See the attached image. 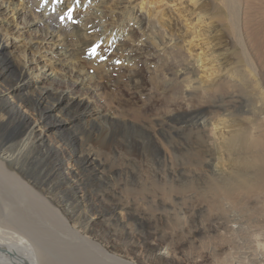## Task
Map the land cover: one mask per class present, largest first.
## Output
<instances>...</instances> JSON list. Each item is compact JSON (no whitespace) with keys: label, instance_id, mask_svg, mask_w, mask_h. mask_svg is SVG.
<instances>
[{"label":"bare ground","instance_id":"bare-ground-1","mask_svg":"<svg viewBox=\"0 0 264 264\" xmlns=\"http://www.w3.org/2000/svg\"><path fill=\"white\" fill-rule=\"evenodd\" d=\"M106 1L83 0V3L90 4L82 3V7L99 3L92 9L93 13L75 16L74 11L73 18L84 17V25L76 28L93 43H85L82 50L101 46L92 59L95 63L105 65L110 60L109 54L125 58L124 69L122 66L120 69L104 66L107 67L104 71L107 79L115 80L116 77L110 74L114 72L124 77L122 81L112 83L113 86L122 84L139 91L144 78L139 65L142 63L148 68L149 91L144 96L140 91L131 93L135 95L131 98L134 101L129 107L122 108L121 113L124 120L128 117L133 120L135 114L145 117L149 113V122L151 118L158 119V129L154 128L158 131L153 132L149 126V143L137 142L134 137L121 134V144L117 142V145H124L129 150L149 149V187L130 189L126 197L116 193L93 194L95 188H89L93 181L99 180L97 171H105V163L91 148L73 151L81 172L76 184H70L62 173L61 161H56L50 172L41 173L42 180L30 172L28 164L34 160V155L40 158L44 154L56 153L52 149H41L43 141L39 131L42 124L57 126L66 120H49L55 109H60L74 123L95 117L97 122L89 125L91 130L100 125L99 120L112 121L115 118L107 115L104 105L109 99L98 93L101 89L99 83H96L97 87L91 85L97 81L96 77L79 68V60H74L71 67L67 64L75 52L71 43L73 33L68 26L71 21L65 17V26L56 24L67 6L52 2L49 14L39 17L44 0H28L29 5L21 12L23 28L36 26L41 33L39 43L34 44L30 36H26L25 41L33 43L38 51L43 50L48 62L58 67L66 78L42 74L43 78L38 81L47 80L49 84L36 91L27 69L15 67L3 57L4 41L0 36V77L7 78L10 94L24 95L21 101L38 118L27 122L0 94V264H143L141 260L148 264H174L176 248L168 250L162 246H150L152 235L140 226L147 213L138 208L139 202L144 204L148 200L149 205L161 208V214L149 212V222L155 226L161 217L167 219L171 216L166 209H179L180 220L165 228L187 233L181 235L184 240L180 237L178 241L189 239L195 249L208 247L209 241L198 242L194 238L204 233L213 234L211 241L220 236L228 237L229 244L236 250L230 253V262L221 260L217 264H264V0H220L225 3V9L228 8V13L225 10L224 14L229 38L225 44L223 36L220 38L216 33V25H211L209 35L197 34L200 29L192 30L194 37L190 41L201 39L195 45L203 51L201 55H191L190 47L184 49L183 44L192 45L189 40L180 39V46L171 26L164 22L155 23L161 29L155 33L154 27V34H151L152 21L149 20L153 16L149 9L146 17L147 1L139 2L143 6L140 10L133 7L130 0ZM185 1L195 8L186 15L187 19H196L195 22L202 19L206 14L203 2ZM71 2L73 0H66V5ZM113 5L117 10V23H112L111 11L103 9L105 6L113 9ZM18 6L12 0H0V15L15 22L14 14L10 13ZM13 30L16 33L21 31L19 28ZM211 39H216L217 43L211 45ZM237 46L239 49H228ZM206 57L212 59L203 60L205 65L199 62ZM213 60L216 62L207 69V62ZM154 63L159 65L156 67ZM198 63L201 65L195 67ZM205 68L210 72L202 81L199 74L205 72ZM138 103L142 104L134 110ZM208 115H214L215 120H210ZM4 128L15 129L14 135L6 136ZM137 128L145 131L142 126ZM87 131L77 130L68 137V144L75 146L77 139L88 138ZM112 138L111 134L110 141L100 145L102 149L108 148L106 145L111 142L116 144ZM163 147L176 154L171 155L176 159L173 160L174 166L175 161L181 163L180 172L184 177L180 181H167L174 176H169L172 171L161 159L159 149ZM133 153L127 154L131 156ZM158 158L165 162L164 175L168 176L163 177L165 181L157 180ZM217 167L220 168L218 171ZM79 186L84 189L83 200L94 195L99 200L98 207L102 212L98 215L106 219L105 232L94 230L87 217V213L95 211L94 206L86 200L85 205L76 201ZM117 211L126 213L130 227L119 223ZM199 217L202 222L207 221L206 225H197L192 230L190 223ZM112 226L114 229L111 230ZM159 229L150 230L154 236H161ZM118 231L130 239L136 235L147 257L141 259L135 254L127 260L122 249L108 240L113 238L109 232L117 234ZM221 242H217L218 254L222 252Z\"/></svg>","mask_w":264,"mask_h":264},{"label":"rangeland","instance_id":"rangeland-1","mask_svg":"<svg viewBox=\"0 0 264 264\" xmlns=\"http://www.w3.org/2000/svg\"><path fill=\"white\" fill-rule=\"evenodd\" d=\"M27 1L28 0H22L19 3L18 0H12L13 4L15 5L19 4L18 9L14 11L13 13H10V15L14 14L15 22H10L11 21L10 18H6L5 16L0 15V36H2L1 38L4 41L3 42V45H4L3 57H7V59L15 67H21V68L25 67L29 75H31L32 77L31 81L33 82L34 89L36 91H39L40 86L43 87L47 83L49 84L47 80H41V82L38 81L39 79L43 78L41 77L42 74H45L46 76H49V75L53 76L55 74L57 77H60V78H66V76H64V74L61 73L58 67H54L52 64H50V62H48V60L44 57L45 53L43 50L38 51L35 48L36 46H33V43L34 44L39 43L38 40L40 38L39 35L41 33L39 32V28H37L36 26L29 27L28 29H26V27L23 28V21H21L22 20L21 12H23L25 7L29 5ZM82 1L83 0H81L80 6L78 8H75V12H76L74 14L75 16H77V14L82 15L83 13L85 14L93 13L92 9L97 8L98 3H99V2L97 3L93 2L92 4L94 5L91 7H86V6L82 7V3H83ZM103 1H106V0H102V2ZM140 1L141 0H130V3L131 5L132 4L134 5L133 7L140 10V8L143 7L139 5ZM143 1H147L148 8L144 7V8H147L148 10L146 17L149 14V9L153 16V18L150 17L151 20H149V21H152L151 26L149 28V32L151 34H154V30H153L154 27L156 30L155 33H157L161 29L159 24L155 25V23L164 22L168 24L166 26H171L172 28L171 32H173L175 34V37L180 41L179 43L180 46H182L180 39L186 42L187 40H189V42H192V45L190 44L189 46H187V44H183L184 47L186 46V48L184 49H187L190 47L191 55L192 54L194 55L197 53L201 55L203 52L199 50L198 47L195 46L200 43L201 39H192L190 41V38L194 37V35H192L191 33L195 30L200 29L197 34L204 32L205 35H209L210 30L212 29L211 27L216 25V29H217L216 33L218 34V37L220 38L221 36H223V40L225 44L229 38L228 32H226L227 22H226L225 14H224L226 13V11L228 13V8L226 6V9H225V3L220 0H197L199 1L197 4H200L201 2H203L204 12L206 13L202 15L203 18L200 19L198 22L197 21L195 22L196 19H193V21L190 19H187L188 17H186V15L189 14L192 11V9H195V8H193L194 6L186 4L185 0H143ZM240 1L243 2L245 0H240ZM88 4L90 3H87V2L83 3V5H88ZM52 6H53L52 0H50V3H47V4L43 2L39 10V17H45L46 15H48L50 8ZM64 6L73 7L76 5L74 4V2H71L69 6L66 4H64ZM85 9L87 11H85ZM103 9L104 10L106 9L107 12L111 11L112 15L114 16L112 23H117V18L115 16L117 10L114 8V5H113V9H109V6H105V8ZM62 14L63 13H61L60 16ZM221 17L223 18V20L221 19ZM83 18L81 19L80 17L78 19L74 18L76 23L69 22L68 24V26L70 25L69 26L70 31L73 33L71 43L73 45V49L75 50V52H74V57L69 58L67 61V64L71 67V65L74 64V60H79L81 61V64H79L78 67L82 69H86L87 71H89V74H93L96 77L97 81H95L91 85L97 87V84L99 83L100 85L99 87H101V89L99 90L98 93L100 95H104L108 97L109 99L108 102H106L104 105V108L106 112L108 113L107 115L110 118H112V115H113L115 119L112 121L99 120L100 125H97V127H94L96 129L91 130L92 127L89 125L92 124V122L93 123L97 122V120L94 121L95 117H86L85 120L81 119L79 123H74V122H71L70 121L71 118H67L64 112L60 111V109L58 108L55 109L54 111L51 112V117L49 118V120H61V121L63 119H66V120L57 126H44V124H42L40 125L41 127L39 126V131H41V137L43 141V145L41 149L43 151H45L46 149H49V150L52 149V151H55L56 153L55 154L51 153L52 155H49V153L48 154L43 153L44 155H42V157L40 158H37L34 155V160L31 163H29L28 166L31 167L29 170L32 173V175L34 174L33 176L34 177L36 176L35 177L36 179L42 180L43 177L41 173L50 172L52 169V165H54L56 161L57 163L61 161L62 173H64L67 180H70L69 181L70 184H76L75 180L81 177V172L73 157V151L75 152L77 150L88 151V150L93 149L94 151L98 152L100 159L104 161L105 171L101 173L100 171H97V175H96V171H94L95 175L99 177L100 181L98 179L93 181L94 184H92L91 188L89 189L94 190L95 188L96 192L92 191V193L96 195H98V193H103L104 195H109V194L113 195L114 193H116V194H121L123 197H126L129 194L128 192L130 191V189L138 190L146 186L149 187V170L151 169V165L149 163V149H138V150L130 149L129 150V149H126L124 145H120V146L117 145V142H119L118 144H121L120 142L121 134H124L125 136L134 137L137 142L142 141V142L149 143V126L152 127L153 132L157 133L158 131L157 130L158 127L156 125L158 119L151 118L150 119L151 122H149V113L145 117H142L139 114H135L133 116L134 117L133 120H130V117L124 120V116H123L124 114L121 113L122 108L129 107L130 102L133 103L134 99H131V98L135 95H132L131 93L133 92L139 93L140 91L141 95L143 96L147 94V92L149 91V72H148L147 66L142 65V63L139 65L141 66L142 74L144 76L143 83L139 91L130 90L129 88H126L125 85H122V84H118L117 87L113 86L112 83L120 82L123 80L124 77L118 74H114L115 73L114 72L110 74H112L114 78L116 77V79L115 80L107 79L104 73L107 67H104V66L109 65L112 67H116V69L117 68L120 69V66H122V68L124 69L125 64H126L125 58H123L122 56L116 55V54H109L110 55L109 59L110 60L114 59V60L110 61L107 59L108 61H106V64L102 66L100 64L98 65L97 64L98 62L95 63V61L92 60L94 56L90 55L91 50H88L90 51V53H88L87 50L86 51L82 50L84 48L85 43H87L88 45L93 44L91 42V38H89L90 40L85 38L84 37L85 35H83V33L78 28H76L78 26L82 27L84 25ZM220 19L222 20V22L219 21ZM60 21L58 20L56 24L57 25L64 24L65 26L64 20L61 22ZM14 28L16 29L19 28L21 30L20 33L14 32L15 31L13 30ZM167 32L169 33L170 30L169 31L167 30ZM165 33H166V27H165ZM26 36H30L31 38H33L34 42L32 44L31 43L27 44L25 41ZM63 37H65V35L61 36L60 38L62 39ZM211 40H212L211 45H213L214 43H217L216 39H211ZM58 41H60V39H58ZM99 47L101 46L99 45ZM235 48L239 49V46L230 47V48L228 47L230 51L234 50ZM88 57H90L89 60L87 59ZM211 59L212 57H206L204 59H201L199 62L202 61L203 65H205L204 64L205 61L203 60H211ZM215 62H216L215 60L209 63L207 62L206 68L207 69L210 68ZM154 64L156 65V67L159 65L158 63L157 64L154 63ZM87 65L89 69L85 68L87 67ZM200 65L201 64L198 63L197 65H195V67L200 66ZM143 67H145L147 71L146 69H143ZM206 68L204 69L205 72H200V69H199V72H200L199 75L201 76L202 81L205 80L207 73L210 72V71H207ZM7 81L8 80L5 76L0 77V94L5 96V100L8 103H10L13 107H15V109L19 112V114L27 122L28 121L33 122L35 120H38L33 110L29 108L28 106H26L25 102L21 101V99L24 97L23 94H20V93L10 94ZM119 100H121L122 102L119 103L118 102ZM141 104L142 103H138L137 107H133L134 110H137V108L140 107ZM208 118L210 120H213L214 118L215 120L214 115H208ZM141 126L145 128L146 132L139 130L137 128ZM154 128H157V129H154ZM80 129L89 130L87 131V133L90 134V135L87 134L89 137L87 138L84 136L83 137L80 136L82 140L77 139L79 141H77L75 146H71V144H68L69 142L68 137L72 136L77 130H80ZM215 132L217 135H219L218 131H215ZM3 133L6 136H12L15 133V129L4 128ZM221 133H222V130H221ZM111 134L113 136L112 139L116 144H113L111 142L110 144L106 145V146L109 145L108 148L106 147L105 149H102V146L100 145L102 143H106L110 141ZM159 150H160L161 159H163L168 164V169L172 171L169 176H172V175L174 176L173 179H168L167 181H174V182L180 181L181 178L184 177V175H182L180 172L181 163H177V161H175V166H174L173 160H176V159L174 158V156L173 158L171 156L173 154L176 156V154L172 152L170 149H166L165 147ZM132 151H134V153L131 156H129L127 153L132 152ZM39 154L41 153L39 152ZM161 162L162 160H159L158 158L156 162L157 163L156 164L157 180L161 179L162 181H165L163 180L164 179L163 177H168L167 175H164V170L166 169V166L164 164L165 162L164 163L162 162L163 164L161 166L160 165ZM216 169L215 170L218 171V169L220 168L217 167ZM221 169H225V167ZM83 199H84V189H83V186H79L77 190V194H76V201L80 202V204H83V205L89 202L91 205L94 206L95 211L93 213H87V217L90 220L92 224V228L94 230H100L99 232L101 231L105 232L104 229H106V226H105L106 222L104 220L106 219L105 217L98 215V212H102V209H99L98 207L99 200L96 198L95 195L92 196L91 199L90 198L85 199L87 202H85V200ZM114 199H117V197H115ZM138 208L143 209L147 213L145 217L146 220L141 222L140 226L142 230H148L149 234L152 235V237L150 236L149 238V245L153 247L162 246L164 248H167L168 250L176 248L174 250L176 253V256H175L176 262L174 264H191V263L217 264V262L221 260H223V262L231 261L230 253L235 251L236 249H234V247L229 244V239L228 237L226 238V236H220L219 238L216 237V239H212V241L210 240V238L213 236V234H210V233H207V234L204 233L203 235L194 237L195 240H197L198 242H208L209 241L208 247L206 249H195L196 246L193 247L189 239L187 241L185 240V242L178 241L181 235L186 236L187 233L177 232L178 230H176V228L175 230H169L168 228H165L166 226H171L172 224H175L176 222L180 220V216L178 215L179 214L178 208L174 211L166 209L167 214L171 216L167 217V219H162L161 217L157 221V224H156L157 227L155 225H152L153 223L149 222V212L152 214H159V213L161 214L162 213L161 208L156 207V205L154 204L149 205V200L148 202L144 204L139 202ZM261 209H263V207ZM260 212L262 211L260 210ZM116 218L117 220H119V223H122L123 225H126L127 227L131 226L128 223L127 215L124 211H117ZM200 218L201 217L195 218L194 220H192V222L190 223V227L192 230L195 229V227H198L199 225H206L207 221L202 222ZM149 224H150V227H149ZM154 227L156 229L160 228L159 230L161 232L160 235L162 236V238L159 235L154 236L153 231L150 230V229L154 230L155 229ZM112 229H114V226L111 227V230ZM249 230L251 231L252 229L250 228ZM109 233L113 235V238L111 237L108 240H110L115 245V247L122 249L127 260H130L131 259L130 257L134 256L135 254L141 259L147 257L144 253L143 245L141 244L140 239H138L136 235H133L134 238L130 239L126 237L124 233L121 231H118L117 234H113L111 232ZM188 236H191V235L188 234ZM109 237L110 236L107 235V238ZM180 239H183V238L181 237ZM218 240H222L221 242L222 246L220 248L222 252H220L219 254L216 253V251H218L217 250ZM195 245H198V244H195ZM248 247H251V245H249ZM141 261L143 262V264H148V263H145L144 260H141Z\"/></svg>","mask_w":264,"mask_h":264},{"label":"snow or ice","instance_id":"snow-or-ice-1","mask_svg":"<svg viewBox=\"0 0 264 264\" xmlns=\"http://www.w3.org/2000/svg\"><path fill=\"white\" fill-rule=\"evenodd\" d=\"M44 2L47 4L50 2V0H44ZM52 2H55L57 4H66V0H52ZM73 2L76 5V7H79L81 0H73ZM53 11L55 12V9H53ZM74 11L75 9L73 7H67V10L60 16V20L63 21L65 17H67L69 21L76 23V21L73 18ZM98 47L99 45H97V47L92 48L90 55L95 56Z\"/></svg>","mask_w":264,"mask_h":264}]
</instances>
